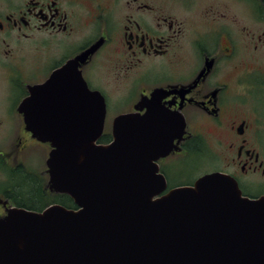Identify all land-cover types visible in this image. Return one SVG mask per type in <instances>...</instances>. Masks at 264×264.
<instances>
[{
  "label": "flooded vegetation",
  "instance_id": "obj_1",
  "mask_svg": "<svg viewBox=\"0 0 264 264\" xmlns=\"http://www.w3.org/2000/svg\"><path fill=\"white\" fill-rule=\"evenodd\" d=\"M54 75L57 87L37 102ZM80 77L105 102L97 144L112 140L115 118L143 116L150 103L183 123L179 151L156 161L159 196L213 172L245 197L264 195V0H0V219L12 209H76L49 189L51 147L25 118L89 128L67 104ZM63 112L72 120L55 122ZM203 160L218 168L191 176L190 163Z\"/></svg>",
  "mask_w": 264,
  "mask_h": 264
},
{
  "label": "water",
  "instance_id": "obj_2",
  "mask_svg": "<svg viewBox=\"0 0 264 264\" xmlns=\"http://www.w3.org/2000/svg\"><path fill=\"white\" fill-rule=\"evenodd\" d=\"M56 87L54 75L36 88L37 102ZM73 90L69 111L89 120V128L63 131L28 117L25 123L51 147L49 189L70 197L76 209L8 211L0 219V264H264V195L245 197L232 177L213 172L159 196L166 182L156 161L179 151L173 141L183 123L150 103L143 116L115 118L112 140L97 144L104 99L81 77Z\"/></svg>",
  "mask_w": 264,
  "mask_h": 264
},
{
  "label": "rangeland",
  "instance_id": "obj_3",
  "mask_svg": "<svg viewBox=\"0 0 264 264\" xmlns=\"http://www.w3.org/2000/svg\"><path fill=\"white\" fill-rule=\"evenodd\" d=\"M262 105H264V102L261 103ZM261 109L264 110V107ZM214 160H203V161H192L190 163V175L193 176L194 173H196V176H199L200 174H202L203 172L205 171H209L211 170L212 168H215L217 167L218 168V163L217 162H213ZM260 180V178H257V177H253V178H250L249 182L251 183L252 182V189L251 190H254V191H258V189L261 188L262 184H258V181ZM261 181L264 182V178L261 179ZM264 188V184L262 186Z\"/></svg>",
  "mask_w": 264,
  "mask_h": 264
},
{
  "label": "trees",
  "instance_id": "obj_4",
  "mask_svg": "<svg viewBox=\"0 0 264 264\" xmlns=\"http://www.w3.org/2000/svg\"><path fill=\"white\" fill-rule=\"evenodd\" d=\"M109 138H110V136L104 135L101 140L102 141H107Z\"/></svg>",
  "mask_w": 264,
  "mask_h": 264
}]
</instances>
